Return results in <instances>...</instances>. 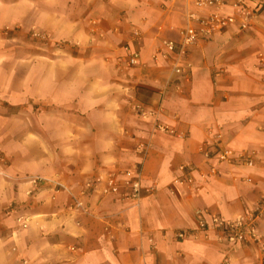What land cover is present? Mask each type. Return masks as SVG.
<instances>
[{
    "label": "crops",
    "instance_id": "1",
    "mask_svg": "<svg viewBox=\"0 0 264 264\" xmlns=\"http://www.w3.org/2000/svg\"><path fill=\"white\" fill-rule=\"evenodd\" d=\"M78 5L88 7L79 20L66 8ZM246 6L248 28L235 23L201 37L181 58L190 64L185 76H176L152 54L163 40L178 41L188 11H197L185 0H0V27L39 24L78 45L52 63L32 51L18 59L8 42L22 31L0 40V151L10 161L0 160V264H260L262 250L251 242L231 244L214 230L176 236L196 228L197 211L233 219L264 195V0ZM127 47L139 54L135 66ZM134 102L159 105L158 120L174 133L135 115ZM23 105L42 119L43 134L46 119H72V163L43 152L48 141L30 137L29 127L26 140L14 136L7 121ZM140 142L148 144L144 155ZM223 149L249 153L252 164L218 162ZM181 166L192 176L188 186L173 183ZM135 167L138 200L102 193L109 176L129 192L124 182ZM35 177L47 180L28 196ZM12 203L20 208L8 213ZM19 215L28 217L25 227ZM256 226L264 248V216Z\"/></svg>",
    "mask_w": 264,
    "mask_h": 264
},
{
    "label": "built area",
    "instance_id": "2",
    "mask_svg": "<svg viewBox=\"0 0 264 264\" xmlns=\"http://www.w3.org/2000/svg\"><path fill=\"white\" fill-rule=\"evenodd\" d=\"M192 4L197 11L189 12L186 15L185 26L179 29V40H163L161 45L158 46L155 52L152 54L153 61L155 63L159 61H170V70L173 75L185 76L187 70L190 67L188 62H181L182 56L186 52V48L195 44L201 37L211 35L214 31L222 30L225 27L237 23L239 28H248V22L252 13L247 9V0H185ZM225 7H230L229 13L224 12ZM127 51V64L128 66H135L139 63V54L137 51H131L128 47ZM132 109L135 115L142 119H152L153 128L159 132L173 134L174 130L171 126L161 123L158 120L161 107L158 105L156 108H149L139 102L132 104ZM147 143L140 142L137 145L139 153L144 155L147 151ZM205 155L209 156V152L205 150ZM217 160L233 163L241 161L246 164H252L250 154L247 152L233 153L229 149H223L218 151ZM0 160H4V156L0 151ZM135 176L131 179H127L124 182L129 188V192L121 191V184L117 181L115 176H109L106 179L105 185L102 189L103 194H115L124 199L138 200L142 196V187L139 182V169L135 167ZM182 174L173 180L175 185L188 186L192 183V176L189 170H186L185 166H181ZM47 178L35 177L31 180L32 188L28 190L27 195L33 196L42 183L46 182ZM86 186H90V182L86 183ZM54 189H59L61 185L53 184ZM146 190H152L147 189ZM76 207H81V202L75 201ZM20 205L12 203L7 209L8 213H14L18 210ZM202 211H197V226L192 230L178 231L176 236L179 238H185L189 236L197 235L201 233L207 235L210 230L218 232L219 238H225L231 244H237L242 242H251L259 247L261 251L260 264H264V248L263 239L257 231V221L264 216V195L254 205L251 211L242 214L233 219L222 218L217 214H212L207 219ZM28 217L26 215H19L16 221L19 226L25 227L27 225ZM219 264H230L228 259H224Z\"/></svg>",
    "mask_w": 264,
    "mask_h": 264
},
{
    "label": "rangeland",
    "instance_id": "3",
    "mask_svg": "<svg viewBox=\"0 0 264 264\" xmlns=\"http://www.w3.org/2000/svg\"><path fill=\"white\" fill-rule=\"evenodd\" d=\"M104 2V0H103ZM67 12L71 13L73 17L77 20L81 18V16L88 9L85 5H78L74 7H66ZM100 9V6H99ZM99 11V10H98ZM99 18H96L92 21V25L99 24ZM22 31L25 33V37L19 38L13 41V43L8 42V46L10 44H16L17 46V54L18 59L25 60L26 55L32 51L34 59H43L47 62H56L62 60V58H67L70 53L72 55L77 54V42H73L70 39H57L53 38L50 34V31L43 28L39 24H31L29 26H25L24 23H13L7 24L0 27V40H5L11 38V36H17L18 33ZM20 61V60H19ZM25 69L23 67L18 70V77H22L24 75ZM63 76V74L59 75ZM66 76V75H65ZM68 76V75H67ZM0 105H3L1 103ZM4 106V105H3ZM6 108V106H4ZM26 105L22 107H18L17 115L15 118L9 119L7 121L8 127L14 132V136L26 140L28 134L24 133L26 128L29 127L32 130V134L30 137H34L39 140H47L49 143V148L44 150L43 152L49 153V155L57 158L59 161H68L72 163L69 158H77V134L68 131L66 128L70 125L72 119H56L50 118L46 119L49 124V128L47 130H43L45 133H42V119L40 117H36L31 113V111L25 109ZM20 110V111H19ZM35 111V109H34ZM7 114L13 113L12 110L7 109ZM60 131V134L53 133ZM66 131L65 134L61 132ZM59 135V138L57 137ZM64 135V138H63ZM58 140L63 139V143L60 147H57V138ZM76 140V141H75ZM46 141V142H47ZM75 141V143H74ZM35 152H37L35 150ZM4 156V163H9V157L1 151Z\"/></svg>",
    "mask_w": 264,
    "mask_h": 264
}]
</instances>
